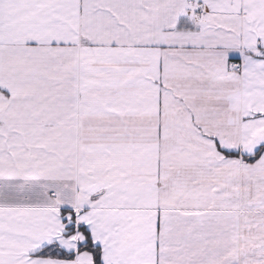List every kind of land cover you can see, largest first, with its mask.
<instances>
[{"label":"snow or ice","instance_id":"1","mask_svg":"<svg viewBox=\"0 0 264 264\" xmlns=\"http://www.w3.org/2000/svg\"><path fill=\"white\" fill-rule=\"evenodd\" d=\"M0 264H264V0H0Z\"/></svg>","mask_w":264,"mask_h":264}]
</instances>
